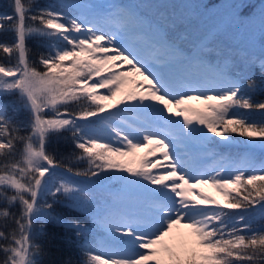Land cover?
<instances>
[{"label":"snow or ice","instance_id":"snow-or-ice-1","mask_svg":"<svg viewBox=\"0 0 264 264\" xmlns=\"http://www.w3.org/2000/svg\"><path fill=\"white\" fill-rule=\"evenodd\" d=\"M244 6L232 8L237 21ZM11 7L0 15V97L27 120L0 102V264H44L37 240L50 224L73 232L82 264H264V224H254L264 99H253L252 71L264 75V45L224 57L209 37L186 51L185 34L118 4ZM258 17L264 31V4ZM31 40L46 45L35 59ZM170 65L204 80L173 79ZM60 140L73 151L57 159L49 146Z\"/></svg>","mask_w":264,"mask_h":264},{"label":"trees","instance_id":"trees-1","mask_svg":"<svg viewBox=\"0 0 264 264\" xmlns=\"http://www.w3.org/2000/svg\"><path fill=\"white\" fill-rule=\"evenodd\" d=\"M149 6L153 8L158 21L164 26V31L170 37L178 39L181 33L187 36L184 47L191 49L199 45L205 38H211L212 46L219 49L222 56L226 57L229 51L233 53L243 52L247 57L258 55L259 49L264 45V31L261 29L258 12L259 6L264 4V0H242L244 7L240 9L241 20L237 21L232 16V8L241 0H147ZM59 0H37L41 6L58 3ZM12 0H0V13L2 15L12 14ZM203 5L207 9L203 8ZM152 10V9H151ZM245 18H253L251 22H243ZM32 49V56L35 59L40 53L46 50V45L37 40L29 41ZM215 61L216 57L209 54ZM258 85L257 92L253 99H264V75L258 68L252 69ZM247 94L245 90V95ZM14 97H0V102L7 103L8 115L14 117L18 122H26L27 113L22 109L14 111L12 101ZM255 118H259V113H253ZM215 139V137H213ZM60 159L67 157L72 151L70 142L64 140L54 141L49 146ZM67 162V161H65ZM73 168L86 167L83 162L73 160ZM95 200V189L92 190ZM56 211L65 217L82 222H89L88 218L79 213L72 212L60 205L56 206ZM254 224H264V219L256 218ZM37 242L41 244L46 252L43 257L44 264H82L85 259L80 251L79 242L73 232L65 230L56 225H48L45 232L41 234Z\"/></svg>","mask_w":264,"mask_h":264},{"label":"rangeland","instance_id":"rangeland-1","mask_svg":"<svg viewBox=\"0 0 264 264\" xmlns=\"http://www.w3.org/2000/svg\"><path fill=\"white\" fill-rule=\"evenodd\" d=\"M106 4H108V1H107ZM234 138H235V139H241L240 137H237V136H234ZM202 191H203L205 194H209V195L216 196L214 190L211 189V188H207V187H206V188H204ZM216 198H217V199H220L219 196H216Z\"/></svg>","mask_w":264,"mask_h":264}]
</instances>
